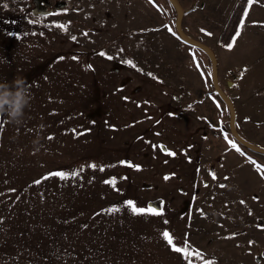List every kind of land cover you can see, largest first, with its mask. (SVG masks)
Returning <instances> with one entry per match:
<instances>
[{"label":"rangeland","instance_id":"obj_1","mask_svg":"<svg viewBox=\"0 0 264 264\" xmlns=\"http://www.w3.org/2000/svg\"><path fill=\"white\" fill-rule=\"evenodd\" d=\"M3 13L0 81L26 78L31 100L21 125L0 116V264H86L112 243L121 193L144 209L188 200L184 264H264V0H0ZM6 25L27 30L13 40ZM137 43L171 86L170 114L118 138L112 88L101 116L84 65L98 62L93 47ZM70 52L71 95L52 71Z\"/></svg>","mask_w":264,"mask_h":264},{"label":"crops","instance_id":"obj_2","mask_svg":"<svg viewBox=\"0 0 264 264\" xmlns=\"http://www.w3.org/2000/svg\"><path fill=\"white\" fill-rule=\"evenodd\" d=\"M0 18H4L1 21L8 18V22L6 23H10L13 20V14L3 13L0 14ZM128 21L132 23L131 25L136 24V22L134 23L135 20L133 17H131ZM25 27L27 30V26H24L23 28L21 26L12 27L11 32L8 26V28L3 30L2 33L5 35V37H10V39H13V37L16 38L17 35H19V39H21L20 35L22 31L20 30L24 29ZM23 34L26 35L27 33L25 32ZM135 45H139V47ZM135 45H133L134 47L130 48L131 53L128 52L129 47L121 48L123 47V45H121V47H116L114 52H112L113 49L108 51L106 44L103 46L101 44L98 48L99 50H97L96 47H93L91 48L90 54L94 57H98V62L87 63L86 65H84L85 67H90L88 71H92L93 73H95V75L89 76V80L95 82V84L98 81L99 87L101 89V116H104L105 113H108L107 97L110 92L109 88H112L111 102H115L113 111L116 114L117 122L114 127L116 128V134L118 138H125L126 136L133 134L135 132L134 128H137L135 125L137 124V120L139 119L148 118V120H150L151 122V126H154L156 123L160 124L161 121L165 119V116L167 114H170L169 109L171 104L166 89L171 86L164 82V77H162L161 75L154 76L153 73L159 71V69L157 67H153L155 64H153L151 59L149 58L150 49L143 48L142 46H140V43H137ZM22 51L23 53L20 52L18 54V56L21 58L26 55L27 49L24 48L22 49ZM101 53H103V55H101ZM66 55V60L64 61L68 62L63 64H61V62L55 63L52 71L54 73H66L65 75H62L61 78L65 79V81L67 82V87L71 95V52ZM108 56L112 58L110 59ZM38 58H42V54ZM129 61H131V63H128ZM56 77L57 76L53 74L52 79L54 80ZM139 86L143 87V92L142 94L135 96L133 93L136 91V89H139ZM150 86H155L156 88L161 89V91L156 96L144 95L148 93L145 89ZM114 95L115 99H113ZM133 121H135V124H133ZM105 122H108L107 117L105 118ZM162 125H160L161 129L165 127ZM148 127H150V125H148ZM119 130H122V132L118 133ZM152 134L153 133H149L147 131L145 132L143 130L142 136L147 135L149 137ZM137 136H141L139 134V130L137 131ZM143 141L144 139L139 142L142 143ZM140 143L137 144V146L140 145ZM126 194L121 193V195H123L121 198L128 199L132 202H134L137 195H139V193ZM125 195L128 197L124 198ZM162 198L163 197H160V200ZM183 200L184 201H181L182 206L180 208H176L174 210L162 208V215H154L151 214V212H146L141 215L139 214L138 216L137 214H133L129 207L109 213L111 217L116 218V224L109 225V228H115L114 231L113 229H111L110 231V235L113 238H111L112 243L108 246L107 243L109 241H107L105 243L106 246L104 247L102 246L104 245L102 241L96 243V245H98L99 243L100 245L98 247L94 246L95 250H93L92 255H87L85 257V259L87 260V262L85 261V263L184 264L186 244L183 239H180V237L183 236L184 232H186L185 230L188 222V207L183 206L188 205V200ZM152 201L153 200L146 201V205H148L149 202L152 203ZM102 210L103 209H100L99 211ZM169 211H175V213L173 212V214L171 215L165 214V212ZM164 214L169 215L168 217H172L173 219H165L166 217L164 216ZM152 215H154V220L151 219ZM138 217H141V219H138ZM177 217L180 220H177ZM128 222L132 223L130 227ZM122 225L130 230V232L132 231L131 239L123 238V234H118L117 236V232ZM165 231H167L172 236L174 246L179 247L181 249V252L174 251L173 246L167 243L163 236V233ZM136 238H139V240Z\"/></svg>","mask_w":264,"mask_h":264},{"label":"clouds","instance_id":"obj_3","mask_svg":"<svg viewBox=\"0 0 264 264\" xmlns=\"http://www.w3.org/2000/svg\"><path fill=\"white\" fill-rule=\"evenodd\" d=\"M30 94L26 78L15 76L11 81H0V116L15 125H21L25 117V110L30 105ZM40 143L37 137L34 145Z\"/></svg>","mask_w":264,"mask_h":264},{"label":"snow or ice","instance_id":"obj_4","mask_svg":"<svg viewBox=\"0 0 264 264\" xmlns=\"http://www.w3.org/2000/svg\"><path fill=\"white\" fill-rule=\"evenodd\" d=\"M251 2H252V0H249V3H251ZM239 35H240V32H237L236 33V36L232 38L233 39V43H234L236 37H238ZM73 39H75V37H73ZM232 46H233L232 44H229L228 45V47H230V48ZM101 55H103V53H101ZM109 58L111 59V57H109ZM74 59H75V57H74ZM128 63H131V61H129ZM233 147H235L234 144H233ZM237 150L239 151V149H237ZM170 154H173V153H170ZM91 167L95 168L96 165H91ZM136 167L138 168L139 166H136ZM77 174L78 173H73V175H77ZM50 175L59 176L61 179L66 178V175L64 173H62V172L51 173ZM165 179H167V177H165ZM36 183H39V181H37ZM106 183H108V181H106ZM113 184H114V182H113ZM126 203H127L128 207L131 209V211H132L133 214L139 215V214H144L146 212H151V214H154V215H162V211H163L162 209H160L159 211H157L156 209H152V208L144 209V208H138L135 205V203L132 202V201H128ZM242 203H243V201H242ZM111 211H118V209H112ZM163 236H164V239L167 241V243L169 245H172L173 246V250L174 251L181 252V249L179 247H175L174 246L172 236L167 231H165L163 233Z\"/></svg>","mask_w":264,"mask_h":264}]
</instances>
